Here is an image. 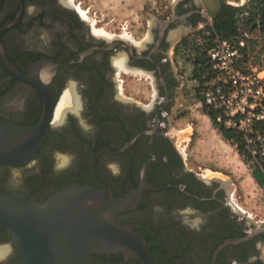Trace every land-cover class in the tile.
I'll return each instance as SVG.
<instances>
[{
  "label": "flooded vegetation",
  "instance_id": "1",
  "mask_svg": "<svg viewBox=\"0 0 264 264\" xmlns=\"http://www.w3.org/2000/svg\"><path fill=\"white\" fill-rule=\"evenodd\" d=\"M200 10L179 0L137 41L98 33L74 0H0V117L34 126L51 104L44 146L24 165H1L0 189L36 201L73 184L108 186L116 197L143 190L119 219L145 238L154 264H264V229L221 181L186 167L170 134L186 92L175 49L207 21ZM17 257L0 225V264ZM84 264L144 261L93 253Z\"/></svg>",
  "mask_w": 264,
  "mask_h": 264
},
{
  "label": "water",
  "instance_id": "2",
  "mask_svg": "<svg viewBox=\"0 0 264 264\" xmlns=\"http://www.w3.org/2000/svg\"><path fill=\"white\" fill-rule=\"evenodd\" d=\"M196 3L203 17L214 19L228 0ZM50 117L51 104L34 126L0 117V166L29 162L45 144ZM216 180L227 187L224 179ZM130 195L116 197L108 186L73 184L45 201H36L0 189V225L11 231L18 250L12 264H84L93 253L118 252L154 264L145 238L119 219V214L133 206L128 203ZM258 225L255 231L264 229V222Z\"/></svg>",
  "mask_w": 264,
  "mask_h": 264
},
{
  "label": "rangeland",
  "instance_id": "3",
  "mask_svg": "<svg viewBox=\"0 0 264 264\" xmlns=\"http://www.w3.org/2000/svg\"><path fill=\"white\" fill-rule=\"evenodd\" d=\"M178 2L179 0H74L76 6L82 10V13L84 12L83 15L90 20L98 33H104L108 38L123 36L137 41H142L145 37L150 36L153 23L157 18L170 15ZM247 2L248 0H228L225 5L242 7ZM247 10L249 8L246 7L243 11L244 17ZM213 20L207 18L205 23L199 24L195 30L180 41L175 49L179 55L186 92L182 105L175 106L173 114L169 117L170 134L175 138L186 167L194 168L195 172L203 174L204 178L209 180L219 177L214 175L211 170L214 168L209 166L216 167L211 157H214L218 150L208 129H205L207 126V121L203 116L205 104L196 97V88H198L199 82L194 77L195 66L191 56L195 53L193 50L196 49L197 44L203 42L204 39L207 40L213 33ZM243 56L244 60H240L242 62L241 71L245 74L252 72L249 69V63L256 64L257 69L253 73L263 79V82L259 87L255 83L254 89L264 88V72L260 71L262 68L260 61L264 59V34L259 29L251 31V37L247 40ZM136 82L139 81L134 79V83ZM151 93L153 94V91L149 92V95ZM197 127H200L202 130L200 133L205 139L195 145L198 136ZM213 149L216 151L214 152ZM246 165L252 170L250 162ZM227 192L232 204L239 208L242 215L248 216L249 222L252 221L257 226L260 222H264V186L254 187L230 181L227 185Z\"/></svg>",
  "mask_w": 264,
  "mask_h": 264
},
{
  "label": "built area",
  "instance_id": "4",
  "mask_svg": "<svg viewBox=\"0 0 264 264\" xmlns=\"http://www.w3.org/2000/svg\"><path fill=\"white\" fill-rule=\"evenodd\" d=\"M251 31L241 28L233 38L214 36L208 49L210 70L214 76L202 87L204 104L207 108L218 110L217 122L227 128H233L245 135L249 156L248 162L255 166L264 165V88L263 79L253 71L256 64L249 63L252 72L241 71L240 60ZM261 72H264V59L260 61ZM257 97V98H255ZM258 158L261 160L258 162ZM263 164V165H261ZM264 172V167H262Z\"/></svg>",
  "mask_w": 264,
  "mask_h": 264
},
{
  "label": "trees",
  "instance_id": "5",
  "mask_svg": "<svg viewBox=\"0 0 264 264\" xmlns=\"http://www.w3.org/2000/svg\"><path fill=\"white\" fill-rule=\"evenodd\" d=\"M246 7L249 8V10L246 11L247 14L244 17L243 11ZM241 28L250 31L259 29L264 34V0H248L247 4L242 7L229 4L224 5L220 14L213 20V33L207 40L204 39L203 42L198 43L196 49L193 50L195 53L191 56V60H193L195 66L194 77L199 82L198 88H196V97L199 101H204L202 95L204 83L214 76L213 74H208L210 70V59L207 53L214 36L218 35L220 38H233L239 34ZM204 110L205 113L211 117L214 126L221 131L225 139L237 146L239 153L244 157V161L248 163L247 156H249V154L245 142V135L236 129L219 125L216 120L219 113L218 110L213 108L209 109L206 106ZM260 160L261 158H258V162ZM262 167H264V165ZM262 167L256 163L255 166H252V171L258 184L264 186V172Z\"/></svg>",
  "mask_w": 264,
  "mask_h": 264
},
{
  "label": "crops",
  "instance_id": "6",
  "mask_svg": "<svg viewBox=\"0 0 264 264\" xmlns=\"http://www.w3.org/2000/svg\"><path fill=\"white\" fill-rule=\"evenodd\" d=\"M203 116L207 121V126L205 129H208L210 133L209 135L213 138L216 149L218 150L216 151L215 149H213L214 152L216 151V155H214V157H211L213 158L212 161L215 162L216 165H214L216 167L208 164L210 168H214L211 169L214 175L224 178L229 182H236V184L241 183V185L247 184L254 187L258 185L262 187L254 178L253 171L247 167L243 156L237 149V146L224 138L221 131L214 126L212 119L208 114L204 112ZM196 131L198 136L195 141V145L197 142H201L203 139H205L200 133L202 131L200 130V127H197Z\"/></svg>",
  "mask_w": 264,
  "mask_h": 264
},
{
  "label": "clouds",
  "instance_id": "7",
  "mask_svg": "<svg viewBox=\"0 0 264 264\" xmlns=\"http://www.w3.org/2000/svg\"><path fill=\"white\" fill-rule=\"evenodd\" d=\"M90 129H91V126L89 125L84 130L87 132ZM108 168L113 172V174H117V175L119 174V166L116 163H109ZM154 210L160 211L159 206H155ZM189 227H197V229H198V225H189Z\"/></svg>",
  "mask_w": 264,
  "mask_h": 264
},
{
  "label": "bare ground",
  "instance_id": "8",
  "mask_svg": "<svg viewBox=\"0 0 264 264\" xmlns=\"http://www.w3.org/2000/svg\"><path fill=\"white\" fill-rule=\"evenodd\" d=\"M82 11V10H81ZM84 13V12H83ZM82 13V14H83ZM102 32V31H101ZM71 106V105H69ZM229 184V182H227ZM142 191V190H141ZM141 191L139 190V192H134V195H130V197L128 198V203H131V205H134L133 201H136V199L138 198V196L140 195Z\"/></svg>",
  "mask_w": 264,
  "mask_h": 264
}]
</instances>
